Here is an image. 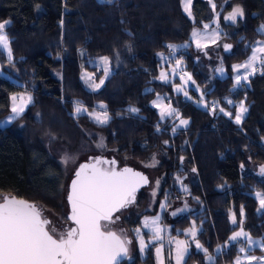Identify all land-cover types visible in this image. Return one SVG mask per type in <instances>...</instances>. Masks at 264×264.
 I'll return each instance as SVG.
<instances>
[{"label": "trees", "instance_id": "16d2710c", "mask_svg": "<svg viewBox=\"0 0 264 264\" xmlns=\"http://www.w3.org/2000/svg\"><path fill=\"white\" fill-rule=\"evenodd\" d=\"M212 3L215 10L209 0H194L192 18L182 0H0V22L10 21L5 31L12 49L11 63L0 49V67L6 75L0 76V123L11 113L13 94L27 92L33 97L23 115L0 127V196L34 202L66 223L71 183L63 163L66 154L74 159L113 156L134 167L157 159L163 186L155 210H146L149 197L141 194L136 211L125 221L135 241V230L162 205L175 183L173 171L185 179L195 208L172 222L173 234L183 236L177 230L195 224L200 228L197 239L208 250L205 254L191 246L185 264H208L207 255L215 256L214 264L234 263L238 246L227 243L240 228L231 222L233 215L252 237L262 238L264 209L255 194H264V175L259 172L264 166V74L258 71L243 87L233 89V65L246 60L251 47L264 40L259 31L264 0ZM236 6L244 16L235 24L226 23L224 17ZM217 13L222 38L196 50L193 30ZM225 43L234 47L230 53ZM168 44L190 46L164 63L158 53L169 56ZM103 56L109 58L112 74L102 88L93 90L81 76L89 71L99 82L103 72L91 62ZM178 59L202 89L207 107L175 93L173 83L159 79L161 69ZM221 66L225 77L214 74ZM157 95H165L190 120L188 128L174 133L172 122L161 121L152 106ZM213 101H219L215 113ZM241 101L248 111L237 124L234 117ZM77 102L88 111L106 105L109 123L98 125L88 115L75 113ZM130 107L139 112L128 111ZM101 138L103 147H98ZM172 192L179 199L176 183ZM172 199L169 206L177 203L175 194ZM220 246L223 251L217 254ZM154 247L144 258L138 252L123 264H155Z\"/></svg>", "mask_w": 264, "mask_h": 264}, {"label": "snow or ice", "instance_id": "6c2138e0", "mask_svg": "<svg viewBox=\"0 0 264 264\" xmlns=\"http://www.w3.org/2000/svg\"><path fill=\"white\" fill-rule=\"evenodd\" d=\"M209 2L215 10L216 4L212 3V0H209ZM182 3L184 11L191 16L192 0H182ZM243 16L244 10L240 6H236L224 19L235 23L237 17ZM218 20L219 13H217ZM8 24H10L8 20L0 22V49L7 51L9 63H11V41L5 31ZM209 27L210 25L208 24L203 25L204 29H208ZM259 30L264 31V25ZM219 35L220 33L215 30L211 34H207L194 29L192 33L197 48L206 47V44H201V40L215 42L219 38ZM189 46L190 44L167 45L172 50H177L180 47L187 48ZM223 47L227 51L232 48V45L224 44ZM172 54L170 53V55ZM81 55L83 56V52H81ZM158 55L163 59V53H158ZM181 63L179 59L176 60L177 66ZM109 65L110 60L107 56L100 57L98 66L103 69L104 78H101L97 83L93 74L83 72L81 79L88 83L89 87L93 90H98L104 85L105 78L109 75ZM241 69H243V72H241ZM233 70L237 73L234 77L233 89L243 87L242 81L247 82L249 76L255 75L258 71L264 74V42L257 41L251 47V55L248 59L242 64L233 65ZM217 71L223 74L224 69L221 66ZM175 73L176 69L173 68L171 75L175 76ZM169 75V73L162 71L159 79L169 82ZM179 79L184 84H187L191 81V76L188 75L187 79H185V76L181 75ZM192 83L195 82L192 81ZM176 91L183 92L184 96L188 97V92L182 85H177ZM201 97H203V94H201ZM11 101V113L13 115L9 116V121L20 116L27 105L33 103V97L30 94H22L19 97L13 95ZM152 103L153 106L160 108L161 120L166 117H173L179 120V124H174L173 126L172 131L174 133L179 126H187L189 123L187 119L180 118L179 111L170 104L162 105L159 96ZM198 103L207 107L202 98ZM227 103L231 105L233 101L227 99ZM218 105L219 101L212 102L211 111L213 113L216 112ZM100 108L104 109V111L88 112V115L97 123L106 124L110 120V115L106 110L107 106L101 104ZM237 108L238 111L234 119L237 124H240L248 109L245 107L243 101L237 105ZM87 111L79 102L76 103L75 113L79 114ZM128 111L138 113L139 109L130 107ZM219 111L229 117L233 115L231 112L226 111L224 107H219ZM157 131H159V125H157ZM165 143L168 142L165 141ZM98 147H103V138H101V143ZM73 159L66 154L63 163L66 165ZM103 164L115 165L116 161L96 158L92 163L81 164L75 172V179L71 183L70 194L68 196L71 213L67 218L73 222L74 227H70L59 233H57L55 226L49 230L48 226L51 224V221L42 217L40 209L35 204L7 195L0 196V201H2L0 202V264H120V258L127 255L128 249L125 245L128 242L122 240L116 232L107 230V224L115 222L113 219L115 212H118L127 204L134 201L137 188L141 184H147L148 178L142 173L128 167L117 171L114 167H100ZM241 168H243V165H241ZM259 172L261 175H264V166L260 167ZM176 179L179 181L180 177ZM156 184L159 186V181ZM256 196L259 198L261 208H264V194L257 192ZM161 207H164V205H161ZM179 211H184V209H180ZM116 219H119V217H116ZM158 221L159 217L151 219L146 217L144 221V227L151 228L155 240L162 239L160 236L162 229L159 227ZM102 222L105 223L102 224ZM231 222L236 224L240 230H234L229 241L233 244L241 243L242 240L247 241V246L242 245L239 247L238 251L241 255L236 257L234 264H253V262L264 264V256L256 257L249 254V249L257 246L264 249V241L257 242L252 239L250 234L244 230L242 226L243 221H240L238 224L235 215L232 216ZM135 231L139 233L140 229H136ZM188 233L192 236L196 248L207 254L208 250L196 240L197 232L194 224L192 228L188 229ZM173 242L176 246V264H182L188 250V242L176 240L169 243ZM140 245L141 250H143V238L140 240ZM223 247H218L217 251H223ZM156 251L159 259L162 249L157 248ZM169 254L171 255V251ZM208 260L210 264H214L213 257L208 256ZM161 264H163L162 260Z\"/></svg>", "mask_w": 264, "mask_h": 264}, {"label": "rangeland", "instance_id": "374dc122", "mask_svg": "<svg viewBox=\"0 0 264 264\" xmlns=\"http://www.w3.org/2000/svg\"><path fill=\"white\" fill-rule=\"evenodd\" d=\"M100 1H105V0H100ZM193 3H194V0H192V5H191V12H192V15H191V17L193 18L194 17V13H193ZM183 4V3H182ZM183 9H184V5H183ZM186 13V12H185ZM187 14V13H186ZM239 18H242V17H239ZM240 20V19H239ZM226 21V23H229V24H235V23H237L238 22V17H237V20H236V22L235 23H233L232 21H229V22H227V20H225ZM205 24H208V25H210V27L208 28V29H204L203 28V26H200V27H198V28H196L195 30H199V31H201V32H204V33H207V34H211L214 30L215 31H217V32H219L220 33V35H219V38L218 39H216L215 40V42H212L211 40H201V44H206V47H208V46H211V45H214V44H216L221 38H222V32H223V24H222V22H221V20L219 19L218 21H217V17H215L213 20H211L210 22H207V23H204V25ZM9 25V24H8ZM8 25L6 26V28L8 27ZM264 25V24H263ZM262 26V25H261ZM261 26H260V28H261ZM6 28H5V30H6ZM259 28V29H260ZM260 31V30H259ZM261 33H264V31H260ZM192 40H193V42L194 43H192L193 45H194V48L196 49V50H198V49H202V48H205V47H202V48H197L196 47V43H195V40L193 39V37H192ZM261 42H264V40H261ZM226 44V43H225ZM256 44V43H255ZM11 47V46H10ZM180 48H184V47H180ZM234 49V47L232 46V49H231V51ZM3 52H4V54L7 56V58H8V55H7V51L6 50H4V49H1ZM178 51V50H177ZM176 51V52H177ZM176 52H174V50H173V55L175 56V53ZM230 53V52H229ZM9 59V58H8ZM162 59V58H161ZM168 56H165V55H163V59H162V61L165 63V62H169L168 61ZM197 59H200V60H203L205 63L207 62L206 60H205V58L204 57H202L201 55H198L197 56ZM248 59V58H247ZM246 59V60H247ZM246 60H244L243 62H241V63H238V64H242V63H244ZM181 61V60H180ZM182 63L179 65V66H177V64H176V61H174L173 63H169V67H164V68H162L161 69V71H160V74H161V72L163 71V72H167V73H169L170 75H169V82H165V81H163V82H165V83H173L174 85H173V90H174V92L175 93H177V94H182L183 96H184V94H183V92H177L176 91V86L177 85H182L183 87H184V89L188 92V97H185L186 99H191V100H194V99H196L197 101H200L201 100V98L203 99V102H204V96L203 97H201V94H203L202 93V89L200 88V86L198 85V84H196V82H195V80L193 79V76H192V74H191V72H189V71H187V70H185V69H183V67L181 66V65H183V61H181ZM91 65L94 67H97L98 68V70H100V71H102L103 72V69L101 68V67H99L98 65H99V58H96V59H94L92 62H91ZM109 67H110V72H109V75L107 76V78H105V82H106V80L111 76V74H112V67H111V64L109 65ZM223 67V66H222ZM173 68H175L176 69V73H175V76H172L171 75V72H172V69ZM220 67H218L217 69H219ZM217 69H214V74L215 75H218V76H221V77H225L226 75H227V73H226V69H225V67H223V69H224V72H223V74H221L219 71H217ZM86 72H88V73H91V72H89V71H86ZM241 72H243V69H241ZM91 74H93L94 75V78H95V80H96V82L98 83V81H97V79L96 78H98V76L96 75V74H94V73H91ZM237 73L234 71V77H235V75H236ZM181 75H183V76H185V79H187V77H188V75H190L191 76V81H189L187 84H184L183 83V81H181L180 79H179V77L181 76ZM0 76L1 77H6V75H4V73L2 72V70H1V67H0ZM254 75H252V76H249V78H248V80L249 79H251L252 77H253ZM102 78H104V77H102ZM176 80H178V82H176ZM192 81H194L195 83H192ZM245 83V81H242V84H244ZM102 88V87H101ZM99 90V89H98ZM29 95V93H27V92H23V93H16V94H13V95H16L17 97H19L20 95ZM12 95V96H13ZM31 95V94H30ZM32 96V95H31ZM160 97V102H161V104L162 105H168L169 103H168V101H167V99H166V96L165 95H157L154 99H153V101L154 100H157V97ZM152 101V102H153ZM244 103V102H243ZM199 104H201V103H199ZM11 105H12V101H11ZM31 104H29V105H27V107L25 108V110H24V112L21 114V115H23L24 113H25V111L28 109V107L30 106ZM101 105V104H100ZM100 105H98V108L96 109V110H94V111H87V112H81V114H86V115H88V112H100V111H104V109H101L100 108ZM201 105H203V104H201ZM244 105H245V103H244ZM152 106H153V103H152ZM157 111H158V113H159V115H160V108H158V107H155V106H153ZM245 107H246V105H245ZM246 114H247V112L244 114V116H243V118H242V121L245 119V117H246ZM11 115H13L12 113H10L9 114V116H11ZM20 115V116H21ZM9 116L7 117V118H5L1 123H0V127H6V126H9V125H11L12 123H13V121L15 120V119H17L18 117H20V116H18V117H16L15 119H12V120H10L9 121ZM89 116V115H88ZM90 117V119L94 122V123H96V124H98V125H106V124H108L109 123V121H108V123H106V124H100V123H97L91 116H89ZM180 118H182V119H186V118H184L182 115H180ZM161 119V118H160ZM188 120V119H187ZM161 121H170V122H172L173 123V126H174V124L175 125H178L179 124V120L178 119H174L173 117H166L165 119H163V120H161ZM189 121V123L187 124V126H179L178 128H177V130H179V129H185V128H188L189 127V124H190V120H188ZM242 123V122H241ZM110 157H113V156H110ZM109 157V158H110ZM89 158H90V156H85V157H82V158H79V159H73V160H70L69 161V163L68 164H66L67 165V168L69 169V175H70V179L72 180L73 179V177H74V174H75V172H76V170L78 169V167L81 165V164H83V163H85V162H87L88 160H89ZM114 158H116V157H114ZM117 159V158H116ZM147 165H153V166H147ZM122 166L124 167V166H132V165H130V163L129 164H122ZM132 167H134V166H132ZM136 167H138V168H136ZM136 167H134L135 169H137V170H140V171H142L143 173H145V174H147L148 175V177L150 178V180H151V184H150V186L148 187V188H146L145 190H143L142 192H141V194H146L149 198H148V204H147V207H146V210L147 211H154L155 210V208H156V202L158 201V197H159V195H160V193H161V190H162V184H163V180H162V177H161V174L159 173V172H157L156 171V168H157V159H154V160H152L149 164L147 163H137V165H136ZM172 173H174L175 175H176V178L177 177H180V175H178V173H176L175 171H173ZM181 178V177H180ZM157 181H159V186H157V184H156V182ZM181 181H182V183H181ZM186 181H185V179H180L179 181L176 179V181H175V183H176V186H177V190L180 192V195H179V199H178V194L177 193H173L172 191L174 190V186H175V183L173 182L172 183V186L168 189V193H167V196H166V198L163 200V203H162V205H164V207H161V206H159L158 207V209H156V211L154 212V213H152V215H147V216H145V218L147 217V218H149V219H151V218H153V217H159V221H158V224H159V227L162 229V231L160 232V236L162 237V239L161 240H155L154 238H153V233H152V230H151V228L149 227V228H146V227H144V221H145V218L143 219V221L141 222V226H139L137 229H140V231H139V233H137L136 231H135V236L137 237V241H135V240H133V239H131L132 240V243H131V245H130V251H129V260H134L135 259V257H136V255L138 254V252H139V254L144 258L145 257V253H146V251L150 248V247H152V246H155L154 247V256H155V264H161V260L163 261V264H176V261H175V243L173 242V243H169L170 241H176V240H184V241H187L188 242V250H187V253L185 254V256H184V260H183V262H182V264H185L186 263V260H187V257H188V255H189V251H190V248H191V246H194L195 248H196V246H195V243L193 242V238H192V236L190 235V233H188V229H190V228H192L193 227V225L191 226V227H189L188 229H185V230H177V234H180L181 232L184 234L183 236H178V235H175V234H173V232H174V230L172 229V227H173V221H175V220H178V219H180V218H182V217H184L185 215H187V214H190L191 212H193L194 211V207L192 206V204H191V201L189 200L190 199V195H189V186L185 183ZM188 183H189V181H187ZM186 189V190H185ZM153 193H155V194H153ZM140 194V195H141ZM174 194H175V197H177V200H176V202L177 203H175V206H174V208H177V209H184V210H186V213L185 214H183V215H179V216H177V215H172V207L173 206H169V203L170 202H172V196H174ZM255 197L257 198V200H258V202H259V198L256 196V194H255ZM174 201V200H173ZM260 204V203H259ZM68 207V206H67ZM261 207V206H260ZM261 209H264V208H261ZM45 216H47L48 217V219H51V221H52V223H53V225L54 226H56V228H58L59 227V229H64V223L63 222H61L56 216H54L51 212H47L46 214H45ZM46 217V218H47ZM195 225V224H194ZM122 228V227H121ZM195 229H196V232H197V235H196V240H198L197 239V236H198V234H199V232H200V228H198V227H196V225H195ZM124 234H126V235H129V234H127V232H124ZM251 236V235H250ZM141 238H143V240H144V248H143V250H141V245H140V240H141ZM251 238L252 239H254L255 241H257V242H260V241H264V236L262 237V238H254V237H252L251 236ZM201 244V243H200ZM231 244H233V243H231L230 241L227 243V246H230ZM237 246H238V249H239V247L240 246H247V241H241V243H235ZM202 245V244H201ZM204 247V246H203ZM157 248H161L162 249V251H161V254H160V258L158 259V256H157ZM205 248V247H204ZM197 249V248H196ZM198 251H200V252H203L202 250H200V249H197ZM170 251H171V255L169 254L170 253ZM221 252V251H220ZM220 252H218L217 250H216V253L218 254V253H220ZM204 253V252H203ZM249 254L250 255H253V256H256V257H261V256H264V249H261L260 247H254V248H251V249H249ZM239 255H241L240 253H239ZM208 256H211V257H213L214 258V261H215V256H213V255H207V257H206V262L208 263V264H210V261L208 260ZM235 262V261H234ZM234 264V263H233ZM253 264H258V262H253Z\"/></svg>", "mask_w": 264, "mask_h": 264}, {"label": "flooded vegetation", "instance_id": "af4514ba", "mask_svg": "<svg viewBox=\"0 0 264 264\" xmlns=\"http://www.w3.org/2000/svg\"><path fill=\"white\" fill-rule=\"evenodd\" d=\"M107 157V156H106ZM110 157V156H109ZM110 158H114V157H110ZM116 159V158H115ZM118 163H119V166L117 167L118 169H121L123 166H122V163L117 159ZM89 162V160L87 161ZM181 164L182 161H181ZM137 201L138 199L136 200L135 203H130L129 204V207L125 208L123 211H121L120 213H118L113 219L115 220L114 223H108L107 224V230H110V231H115L117 232L125 241H128L130 240V242L132 243V240H134L133 238V235L131 233V231H129L125 225V221L136 211L137 209ZM67 210H69L70 212V206H69V203H68V198H67ZM175 206V205H174ZM174 206L172 207V215H183L186 213V210L184 211H179V209L177 208H174ZM41 208V215L43 218H46L47 216H45V214L49 211L43 209L41 206H39ZM175 213V214H174ZM116 217H119V219H116ZM48 219V217L46 218ZM49 221H51V219H48ZM61 221V220H60ZM62 222V221H61ZM104 224V223H103ZM53 223L51 221V224L48 226L49 227V230H51V228L53 227ZM70 227H74V224L72 221H69V222H66L64 223V229H59L56 228V231L57 233H59L60 231H64V230H67L68 228ZM122 227V228H121ZM124 232H127V234L129 235H126L124 234ZM55 238V237H54Z\"/></svg>", "mask_w": 264, "mask_h": 264}, {"label": "water", "instance_id": "95a60500", "mask_svg": "<svg viewBox=\"0 0 264 264\" xmlns=\"http://www.w3.org/2000/svg\"><path fill=\"white\" fill-rule=\"evenodd\" d=\"M231 49H232V48H231ZM231 49H230V50H227L226 52H228V53L231 52ZM96 158H98V159H102V160H108V161H111V160H115V161H116V164H115V165L103 164V165H100V167H103V168L114 167L117 171L122 170V169L125 168V167H128V168L133 169V170L136 171V172H140V173H142L143 175H145V176L148 178V183H147V184H141V185L137 188V190H136V192H135V199H134V201H133L132 203H135L136 200L139 199V196H140L141 192H142L143 190H145L146 188H148V187L150 186V184H151V180H150V178L148 177L147 174L143 173V172L140 171V170L135 169V168L132 167V166H124V167H122L121 169H118L117 167L119 166V163H118L117 159H115V158H109V157H106V156L90 157V158H89V162H85V163H92V162H94V159H96ZM85 163H83V164H85ZM78 169H79V167H78ZM78 169H77V170H78ZM77 170H76V171H77ZM73 179H75V174H74ZM73 179L71 180V183H72ZM71 183H70V188H71ZM70 188H69V194H70ZM69 194H68V196H69ZM7 196H8V195H7ZM10 197H13V196H10ZM15 198H16V199H19V198H17V197H15ZM67 198H68V197H67ZM19 200H24V199H19ZM26 201H27V200H26ZM0 202H2V201H0ZM28 202H29V203H33V204H35V205L38 207V209H40V211H41V208H40L36 203H34V202H30V201H28ZM137 202H138V201H137ZM68 203H69V201H68ZM129 204H130V203H129ZM129 204H127L125 207H123L122 209H120L118 212H115V213L113 214V218H114L118 213H120L121 211H123L125 208L129 207ZM69 206H70V203H69ZM70 213H71V206H70ZM103 223H105V222H102V224H103ZM114 232H115V231H114ZM116 234H117L118 236H120L117 232H116ZM120 238H121L122 240H124L121 236H120ZM127 242H128V241H127ZM130 245H131V242H130V240H129V242L126 243V245H125V246L127 247V249H128V251H127V255H126V256H122V257L120 258V264H123L125 261L129 260Z\"/></svg>", "mask_w": 264, "mask_h": 264}, {"label": "crops", "instance_id": "0c3cea01", "mask_svg": "<svg viewBox=\"0 0 264 264\" xmlns=\"http://www.w3.org/2000/svg\"><path fill=\"white\" fill-rule=\"evenodd\" d=\"M227 15H228V14H227ZM227 15H226V16H227ZM239 19H241V18L238 17V20H239ZM227 22H229V21L227 20ZM192 43H194L193 40H192ZM179 49H181V48H179ZM179 49H177V50H179ZM177 50H174V52H176ZM171 53H173V50H172ZM175 55H176V53H175ZM173 57H175L173 54L168 56V58H173ZM254 76H255V75H254Z\"/></svg>", "mask_w": 264, "mask_h": 264}]
</instances>
